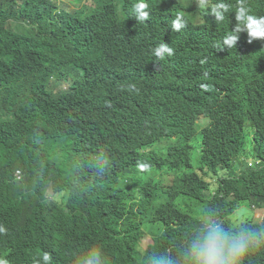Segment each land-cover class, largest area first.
<instances>
[{
  "label": "trees",
  "instance_id": "16d2710c",
  "mask_svg": "<svg viewBox=\"0 0 264 264\" xmlns=\"http://www.w3.org/2000/svg\"><path fill=\"white\" fill-rule=\"evenodd\" d=\"M133 3L123 0L121 17L119 0H78L77 10L41 0L24 8L30 22L19 30L0 21L6 233L14 243L27 232L40 238L47 264H75L93 245L108 264H148L162 255L182 264L202 220L230 228L235 213L255 209L251 203L264 208L257 178L221 174L248 123L256 139L264 134L261 47L215 50L207 17L197 24L198 40L167 35L161 8L138 23ZM251 13L264 17V0ZM163 42L173 54L158 61L153 49ZM53 81L67 90L48 91ZM203 118L212 129L201 127ZM200 144L196 169L189 151ZM19 168L24 183L15 179ZM244 220L264 225L253 211ZM249 256L243 264H264V247Z\"/></svg>",
  "mask_w": 264,
  "mask_h": 264
},
{
  "label": "clouds",
  "instance_id": "9594fccd",
  "mask_svg": "<svg viewBox=\"0 0 264 264\" xmlns=\"http://www.w3.org/2000/svg\"><path fill=\"white\" fill-rule=\"evenodd\" d=\"M37 1L41 2V0H0V21H3L13 30H19L30 22L26 14L23 13L24 8L27 7L28 3H37ZM51 1L61 3L59 0ZM77 1L73 0L71 3L68 0V4L71 5L69 8L77 10L78 8L75 6ZM119 1L118 13L119 16L124 17L123 0ZM132 1L134 3L130 9V18H134L138 23L149 18L151 15L149 9L161 8L167 24V35L198 40L197 24L207 17L212 20L215 29V50L221 49L223 52H231L234 49L256 43L261 47L264 54V17L251 13L256 0ZM172 54L173 49L166 42L158 44L153 49V55L158 61L164 60ZM54 82L56 81H53L47 88L48 91L55 93L52 89L55 84L64 87L62 91L67 90V85L53 84ZM66 82L69 81L66 80ZM224 95L226 96V94ZM8 118L5 117L4 119ZM204 120L205 118L198 123L201 125ZM210 127L211 124L204 129L207 131L212 129ZM248 131L252 135L251 139L248 136ZM255 135H257V130L251 123H248L244 131L245 139L231 157V168L221 170L222 178L238 180L244 175H249V178L258 179V183L253 186L261 185L262 188L264 187V182L261 180L264 178V134H260L258 139L255 138ZM198 146L200 159L202 145ZM195 147L194 145L193 149L189 151L192 158ZM64 148H69V144L65 141L60 145L63 156ZM48 159L54 162L52 156H49ZM193 163L196 169L200 168L199 161L198 164L195 161ZM14 176L17 181H23L26 172L19 168L15 171ZM215 181L218 182L219 178L217 177ZM222 197H225V192ZM227 198L232 200L235 197ZM251 205L255 208L254 210L246 207L240 214L239 212L234 214L230 228L226 227L221 220L213 217L202 220L182 252V264H243L244 258L250 262L249 254L257 248L264 247V225L252 228L244 220L248 212L253 211L256 218L264 222V208H258L256 203H251ZM8 206L7 196L0 191V264H47L50 261V253L45 250L44 246L36 245L41 240L36 235L30 232L24 233L16 243L12 241L13 238L7 236L8 225L4 221V217ZM75 264H108V261L103 249L93 245L76 257ZM148 264H173V261L170 257L162 255L158 259L150 258Z\"/></svg>",
  "mask_w": 264,
  "mask_h": 264
},
{
  "label": "rangeland",
  "instance_id": "374dc122",
  "mask_svg": "<svg viewBox=\"0 0 264 264\" xmlns=\"http://www.w3.org/2000/svg\"><path fill=\"white\" fill-rule=\"evenodd\" d=\"M62 4L67 5L68 7L71 6L70 4H68V0H59ZM64 87L60 86L59 84H55L53 85V90L55 91V93H60L63 90ZM209 125V121L208 120H204L201 122V127L205 128ZM248 136L251 139L252 135L250 133V131H248ZM196 147L193 150V158L195 160V163L198 164V160H199V156H200V148L198 145H195ZM64 152L67 153V149L64 148ZM262 215V214H261ZM264 215V214H263ZM262 215V216H263Z\"/></svg>",
  "mask_w": 264,
  "mask_h": 264
}]
</instances>
